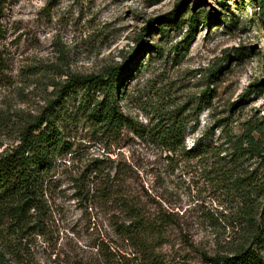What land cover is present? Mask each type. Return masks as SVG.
I'll list each match as a JSON object with an SVG mask.
<instances>
[{"label":"rangeland","instance_id":"rangeland-1","mask_svg":"<svg viewBox=\"0 0 264 264\" xmlns=\"http://www.w3.org/2000/svg\"><path fill=\"white\" fill-rule=\"evenodd\" d=\"M191 15L196 25L185 45ZM141 39L151 47L121 88L124 115L146 130L183 125L186 147L197 138L219 145L254 126L264 145V0H6L0 14V152L16 143V118L38 113L68 74L101 73ZM78 101L74 93L67 98L70 106ZM65 135L72 148L57 156L53 171V222L44 235L0 236V264H72L80 257L102 259L97 251L134 264H212V257L250 244L242 211L258 183L263 195L252 194L253 203H264L259 157L230 161V144L220 161L170 156L151 134L123 127L111 137L84 119L66 125ZM95 159L123 171L146 216L166 220L150 256H135L114 230L121 222L114 204L99 200L86 207L75 198L71 179L89 174ZM260 252L264 256V243Z\"/></svg>","mask_w":264,"mask_h":264},{"label":"trees","instance_id":"trees-1","mask_svg":"<svg viewBox=\"0 0 264 264\" xmlns=\"http://www.w3.org/2000/svg\"><path fill=\"white\" fill-rule=\"evenodd\" d=\"M5 1L0 0V14ZM187 22L185 45L189 44L188 38L192 36L196 25V16L191 15ZM150 47L147 41L141 39L138 48L131 50L118 63L101 73L68 74L59 85L56 84L54 97H50L38 113L19 115L16 118V143L0 152V236L4 240H20L32 234L44 235L48 231L57 206L54 192L58 186L57 180L53 178L57 156L72 148L66 139V125L80 119L86 120L94 130L111 137L123 127L131 128L138 136L151 134L170 156L220 161L224 159V144H230L232 151L228 152V160L251 155L264 161V145L261 138L252 133L256 131L261 134V128L257 126L244 129L236 137L227 136L225 143L219 145L204 143L201 138H197L190 147H186L183 125L164 123L146 130L124 115L118 108L121 88L140 55ZM72 93L79 97L76 106L67 103ZM105 164L95 159L89 174L74 176L71 179L73 194L86 207H90L89 204L95 205L99 200L104 204H114L121 219V222H114V230L130 242L135 256H150V243L161 238L166 220L146 216L144 202L125 183L121 176L123 171H119L117 165L108 168ZM256 178L251 174L249 184L254 186ZM251 190L259 198L263 195L259 183ZM252 194L245 196L246 204L242 211L243 218L252 230L250 244L233 254L212 257V264H264V256L260 252L264 243V203L254 205ZM100 253H103L100 260L97 257H80L72 264H134L125 256L116 255L112 251H97L95 254Z\"/></svg>","mask_w":264,"mask_h":264}]
</instances>
